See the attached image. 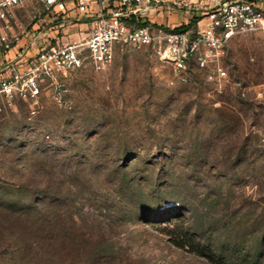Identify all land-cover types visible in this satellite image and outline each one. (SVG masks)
Segmentation results:
<instances>
[{"label": "rangeland", "instance_id": "1", "mask_svg": "<svg viewBox=\"0 0 264 264\" xmlns=\"http://www.w3.org/2000/svg\"><path fill=\"white\" fill-rule=\"evenodd\" d=\"M90 21L29 2L0 23V264H264L261 35L225 47L229 84L116 44L104 69L58 77L62 103L51 81L1 93Z\"/></svg>", "mask_w": 264, "mask_h": 264}, {"label": "built area", "instance_id": "2", "mask_svg": "<svg viewBox=\"0 0 264 264\" xmlns=\"http://www.w3.org/2000/svg\"><path fill=\"white\" fill-rule=\"evenodd\" d=\"M212 1L215 7L206 14L205 28L191 34L189 30L174 31L133 24V18L152 0H0V23L9 22L15 10L29 2L38 4L46 15L65 12L72 3L79 14L87 15L91 20L88 38L42 49L29 61L28 78L22 81V77L16 75L13 82H3L1 93L9 99L17 92L24 98L35 99L40 94V83L51 81L55 85V100L62 103L64 90L58 77L82 68L85 61L97 70L104 69L113 60L116 44L153 46L161 58L171 62L180 73L193 59L201 69L211 66L219 82L229 84L230 77L220 66L219 58L228 43L238 36L257 33L264 41V10L259 0ZM92 3L98 9L90 14ZM13 39L5 42V49L20 41L19 36Z\"/></svg>", "mask_w": 264, "mask_h": 264}, {"label": "crops", "instance_id": "3", "mask_svg": "<svg viewBox=\"0 0 264 264\" xmlns=\"http://www.w3.org/2000/svg\"><path fill=\"white\" fill-rule=\"evenodd\" d=\"M258 3L264 10V0H259ZM70 7H73L72 3L68 4L67 9ZM214 7L215 3L212 0H152L150 5L144 6L133 18V24L165 30H175L191 25L188 30L191 34H196L205 28L208 22L206 14ZM97 9L98 6L92 3L89 13L93 14Z\"/></svg>", "mask_w": 264, "mask_h": 264}, {"label": "trees", "instance_id": "4", "mask_svg": "<svg viewBox=\"0 0 264 264\" xmlns=\"http://www.w3.org/2000/svg\"><path fill=\"white\" fill-rule=\"evenodd\" d=\"M140 26H144V25H140ZM189 27H191V25L190 26H187V27H181L179 29H175L174 31L188 30Z\"/></svg>", "mask_w": 264, "mask_h": 264}]
</instances>
